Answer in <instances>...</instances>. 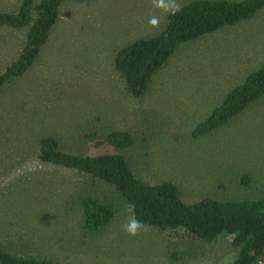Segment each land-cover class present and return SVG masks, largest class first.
<instances>
[{
  "label": "rangeland",
  "instance_id": "rangeland-1",
  "mask_svg": "<svg viewBox=\"0 0 264 264\" xmlns=\"http://www.w3.org/2000/svg\"><path fill=\"white\" fill-rule=\"evenodd\" d=\"M20 1L0 0V11H15ZM59 12L33 64L0 92V243L55 264H232L237 251L228 236L207 242L148 226L129 235L132 215L110 186L84 182L34 154L42 135H56L67 152L95 155L91 134L127 130L134 144L124 153L136 175L174 183L186 203L264 196V95L213 132L192 136L226 93L264 64V8L181 43L142 97L126 91L114 55L159 31L168 14L151 0H63ZM152 16L161 17L159 28L149 25ZM26 33L0 26V73L18 57ZM84 188L116 209L87 237L80 234Z\"/></svg>",
  "mask_w": 264,
  "mask_h": 264
},
{
  "label": "trees",
  "instance_id": "trees-1",
  "mask_svg": "<svg viewBox=\"0 0 264 264\" xmlns=\"http://www.w3.org/2000/svg\"><path fill=\"white\" fill-rule=\"evenodd\" d=\"M63 0H21L17 10L0 11V26L27 27L18 57L0 73L3 86L23 75L33 64L50 30L59 21ZM264 8V0H189L175 15L168 14L155 34L132 40L116 50L114 68L122 76L126 91L142 97L153 75L161 69L178 46L225 26L251 18ZM264 95V64L230 89L222 102L192 130L195 138L207 135ZM95 155L71 153L60 148L56 135L36 140L35 159L42 164L72 170L84 182L112 188L130 209L132 217L159 231L179 232L191 239L211 242L228 236L237 254L232 264H259L264 258V196L257 199L216 200L204 197L192 203L182 200L179 188L170 181L148 182L136 175L124 151L134 144L127 130L105 135L91 134ZM79 197L80 234L97 235L115 216V205L97 198L84 188ZM0 264H55L36 254H18L0 243Z\"/></svg>",
  "mask_w": 264,
  "mask_h": 264
},
{
  "label": "clouds",
  "instance_id": "clouds-1",
  "mask_svg": "<svg viewBox=\"0 0 264 264\" xmlns=\"http://www.w3.org/2000/svg\"><path fill=\"white\" fill-rule=\"evenodd\" d=\"M151 3L154 8L161 9L166 15H175L181 10V5L178 3V0H151ZM148 23L153 28H159L161 17L152 16ZM133 207L134 206H130L129 210L131 211ZM145 228L146 226L143 224V222L137 220L134 216L124 226V230L131 236L137 235L142 229Z\"/></svg>",
  "mask_w": 264,
  "mask_h": 264
}]
</instances>
